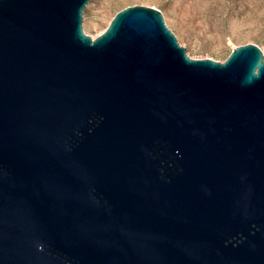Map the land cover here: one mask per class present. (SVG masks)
<instances>
[{
    "label": "water",
    "instance_id": "water-1",
    "mask_svg": "<svg viewBox=\"0 0 264 264\" xmlns=\"http://www.w3.org/2000/svg\"><path fill=\"white\" fill-rule=\"evenodd\" d=\"M88 1L0 0V264H264V43Z\"/></svg>",
    "mask_w": 264,
    "mask_h": 264
},
{
    "label": "rangeland",
    "instance_id": "rangeland-1",
    "mask_svg": "<svg viewBox=\"0 0 264 264\" xmlns=\"http://www.w3.org/2000/svg\"><path fill=\"white\" fill-rule=\"evenodd\" d=\"M135 5L159 10L188 51L205 58H226L237 45L264 43V0H90L82 30L94 39L116 12Z\"/></svg>",
    "mask_w": 264,
    "mask_h": 264
}]
</instances>
